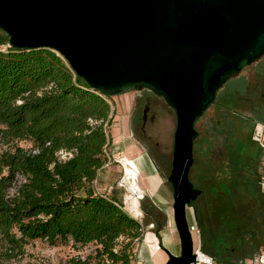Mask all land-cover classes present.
Segmentation results:
<instances>
[{
	"label": "trees",
	"instance_id": "trees-1",
	"mask_svg": "<svg viewBox=\"0 0 264 264\" xmlns=\"http://www.w3.org/2000/svg\"><path fill=\"white\" fill-rule=\"evenodd\" d=\"M2 45L7 47L0 48V143L9 148L0 153L1 257L12 258L24 244L40 239L50 245L93 244L94 264H130L145 226L152 222L158 232L166 219L161 211L149 209L140 222L123 208L122 200L98 189L111 143L109 96L90 88L49 48L9 47L8 36L0 31ZM230 105L221 102L223 109ZM223 114L229 117L225 109ZM239 122L241 131L244 125L252 126ZM250 132L241 140L227 135L228 156L240 166L238 170L229 167L226 179L213 188L228 199L237 187L260 183L264 147ZM20 140L29 141L30 147L20 146ZM248 146L256 152H243ZM257 189L251 190L252 198L262 197ZM200 190L197 198L204 193ZM259 209L264 213V208ZM196 219L202 251L216 260L225 257L223 263H233L225 252H216L219 246L207 244L201 216ZM252 235L263 236L260 228L253 229L248 239ZM73 264H89V260L81 258Z\"/></svg>",
	"mask_w": 264,
	"mask_h": 264
},
{
	"label": "water",
	"instance_id": "water-1",
	"mask_svg": "<svg viewBox=\"0 0 264 264\" xmlns=\"http://www.w3.org/2000/svg\"><path fill=\"white\" fill-rule=\"evenodd\" d=\"M0 31L9 47L57 52L93 90L149 89L174 110L167 181L180 255L165 264L194 262L186 207L201 194L188 176L195 121L242 62L264 53V0H0Z\"/></svg>",
	"mask_w": 264,
	"mask_h": 264
},
{
	"label": "rangeland",
	"instance_id": "rangeland-1",
	"mask_svg": "<svg viewBox=\"0 0 264 264\" xmlns=\"http://www.w3.org/2000/svg\"><path fill=\"white\" fill-rule=\"evenodd\" d=\"M6 47V45L0 46L1 49H6ZM147 96L150 98V108L145 115L144 136L141 138L136 128L142 124L143 104ZM215 96V102L195 123L198 135L194 140L193 163L188 176L194 187L202 189L204 193L187 205L186 218L188 224H196L198 228H201L196 219V216H201V226L205 228L207 244L219 246L217 253L222 251L220 253L223 255L225 252L224 254L229 255L227 258L234 260L233 263H223L226 258L221 256L218 258L219 260L215 259L217 264H252L245 259L264 250V213L259 209L264 208V155L260 159L262 176L257 185L253 181L249 188L244 185L237 187L232 192L234 195L232 199H228L224 192H218L213 187L217 186L219 181L226 179V176L229 175V167L238 170L240 166L239 163L236 165L235 160L228 156L227 143L230 140L227 135L231 133L233 138L237 137V140H241V137L244 138L246 133L251 131L253 139L262 129L258 124H252L251 127L244 125L241 131L239 121L246 122V119L244 117L236 118L230 113L229 117L225 116L223 111L220 112L223 101L222 91H217ZM108 102L111 106V114H113L112 123L108 127V134L111 138L108 154L111 162L108 166H104L100 172L98 189L106 195L113 194L122 200L123 208H137L138 212L139 208H155L148 207V198L141 191V197L137 199L138 196L128 190L125 179H132L133 174L129 173L124 166L122 162L124 156L121 151L123 146L128 143L146 151L160 172L164 184L172 191L167 177L171 169L173 135L176 126L175 112L162 97L146 89L135 90L133 87L124 88L120 94L109 96ZM119 137L123 138V141L118 143ZM257 142L262 145V137ZM17 143L24 148L31 145L27 140H20ZM8 148V144L0 143V153ZM242 151L253 154L256 152L249 146L244 147ZM225 163L229 166L224 167ZM255 185L258 188V193L262 194L261 200L256 195V197L258 196L256 204L253 199L256 198L255 195L253 198L251 196V190L256 188ZM135 199L136 203L133 204ZM172 204L168 208H172ZM172 211L167 214L162 213L165 215H163L166 219L165 225L177 234ZM139 217L143 218L144 213L140 211ZM158 219H161L160 215H158ZM259 228L263 236L260 238L253 234L252 238L248 239V234L252 233L253 229ZM192 237L194 244H200V238L197 239L195 235ZM94 250L93 244L76 246L69 241L68 243L50 245L45 240L37 239L24 244L22 251L9 259L1 257L3 249L0 247V262L4 264H73V260L84 257L88 258L89 264H94ZM162 250L167 256L168 254L173 255V253L180 255V245L178 244H168L167 248L163 247ZM244 253L249 254L244 255Z\"/></svg>",
	"mask_w": 264,
	"mask_h": 264
},
{
	"label": "crops",
	"instance_id": "crops-1",
	"mask_svg": "<svg viewBox=\"0 0 264 264\" xmlns=\"http://www.w3.org/2000/svg\"><path fill=\"white\" fill-rule=\"evenodd\" d=\"M121 141H123V138L119 137L117 142L119 143ZM121 154L124 156L122 159L129 158L133 161L132 163L135 167L134 170L136 171L135 181L139 190L136 192H133V190L131 191V189L128 187L129 180L125 179L128 190L135 194V196H139L141 193H143L148 198V207H155L139 208V212L137 208L124 209L127 212L129 211L128 213L140 222L145 219L149 209H156L166 214L170 213L172 208L168 207L172 204V191L164 184L162 176L150 156L145 151L129 143L123 146ZM122 162L125 166L124 160H122ZM126 176L128 175L126 174ZM129 197L130 196H128V199H130ZM133 202V204H135L136 199L133 200ZM140 211L144 213L143 218H140L141 216L139 217ZM153 227L154 223L152 222L145 226L142 238L136 246L133 256L134 259L131 260L130 264H165V262L168 260V256L162 250L163 247L167 248L168 244L180 245L178 234L173 232V229L169 228V226L165 225V227L158 232H156ZM173 255L178 254L173 253ZM250 259L251 258L245 259V261L248 262Z\"/></svg>",
	"mask_w": 264,
	"mask_h": 264
},
{
	"label": "flooded vegetation",
	"instance_id": "flooded-vegetation-1",
	"mask_svg": "<svg viewBox=\"0 0 264 264\" xmlns=\"http://www.w3.org/2000/svg\"><path fill=\"white\" fill-rule=\"evenodd\" d=\"M146 90L152 92L149 89ZM218 91H222L224 102L231 103L229 107H224L228 114H233L236 118L244 117L249 123L259 125L262 129L260 130L261 133L260 135L257 133L253 139L260 141L262 137L261 143L264 147V53L250 63L245 61L242 62L239 73L228 79ZM149 104L150 98L147 96L144 99L143 109L146 108L148 111L150 108ZM210 105H212V103ZM210 105L207 108H209ZM220 109V112L224 110L223 108ZM145 118L146 117L142 115V124L136 128L141 138L144 136Z\"/></svg>",
	"mask_w": 264,
	"mask_h": 264
},
{
	"label": "built area",
	"instance_id": "built-area-1",
	"mask_svg": "<svg viewBox=\"0 0 264 264\" xmlns=\"http://www.w3.org/2000/svg\"><path fill=\"white\" fill-rule=\"evenodd\" d=\"M258 135H260V133H258ZM110 162L111 160L109 157L108 161L105 163L104 166H108ZM189 230L192 236L195 235L197 239H199L200 230L196 224H189ZM193 254L195 256V259L194 262H191L190 264H217L212 256L202 251V249L200 248V244H194ZM249 261L252 262V264H264V250H260L258 253H256V255L251 257L248 262Z\"/></svg>",
	"mask_w": 264,
	"mask_h": 264
},
{
	"label": "bare ground",
	"instance_id": "bare-ground-1",
	"mask_svg": "<svg viewBox=\"0 0 264 264\" xmlns=\"http://www.w3.org/2000/svg\"><path fill=\"white\" fill-rule=\"evenodd\" d=\"M125 162V167L127 168V171L131 174H133L132 179H129L128 181V187L131 189V191L133 190V192H136L137 190H139L138 186L136 185V181H135V170H134V165H133V161L129 158H124L123 159Z\"/></svg>",
	"mask_w": 264,
	"mask_h": 264
}]
</instances>
